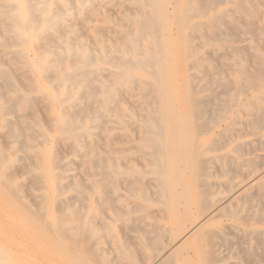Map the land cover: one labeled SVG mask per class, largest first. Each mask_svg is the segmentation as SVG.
<instances>
[{
	"label": "bare ground",
	"instance_id": "1",
	"mask_svg": "<svg viewBox=\"0 0 264 264\" xmlns=\"http://www.w3.org/2000/svg\"><path fill=\"white\" fill-rule=\"evenodd\" d=\"M101 1L0 0V201L46 244L0 248V262L264 264V0H123L135 10L89 52L67 36L70 20L105 22ZM37 102L56 112L47 126ZM59 143L86 183L60 185ZM66 189L86 203L62 204ZM99 205L112 222H95ZM136 220L119 240L116 223Z\"/></svg>",
	"mask_w": 264,
	"mask_h": 264
},
{
	"label": "rangeland",
	"instance_id": "2",
	"mask_svg": "<svg viewBox=\"0 0 264 264\" xmlns=\"http://www.w3.org/2000/svg\"><path fill=\"white\" fill-rule=\"evenodd\" d=\"M98 5H99L98 10L100 11V14L101 15L103 14L104 16L107 17V18L105 17V20H106L105 22H101L100 21V17H96V18L92 17V18L88 19L87 21H84L79 16L78 17H71L70 21H71V23L73 25L72 29L73 30L75 29V32L74 33H70V34L67 35V36L70 37V39H73L72 40L73 43L75 41H77V43L81 44L85 49H87V51H89V52L90 51H94L95 53H97L99 51L98 49L103 48V46L105 44H107L110 41H112V37L113 36L112 35L107 36V30H113V29H116L118 27V26H116V23L114 21L119 16L122 15L121 14L122 11H124V10H128V11H132L133 10L134 11L135 7H136L134 4H129V3H126V2L124 3L123 0H102L101 2L98 3ZM116 7H117V11H116ZM117 13H118V15H117ZM89 21H90V23H89ZM90 25H92V26H90ZM89 26L91 27V29L93 28V30L96 29V28H102L103 32L102 33H100V32L96 33V30L93 32L92 30L87 29ZM173 30L174 31L176 30L175 26H173ZM86 34H87V36H86ZM240 35L241 34L239 32L238 35H237V37H238L237 41L233 42L234 44L238 45V43H239L238 40H239ZM88 38H89V40H88ZM50 44H52V42H50ZM239 44L242 46L244 44V42L241 41ZM58 50L62 51L59 47H58ZM26 53L30 57L34 56V51L30 47L27 48ZM15 67H12V70L16 69ZM180 69H181V71H184V64H180ZM18 76L19 75H17V77ZM26 76L28 77L29 80L32 79V75L29 76V74H28ZM40 84L42 85L43 88H47V90L49 92H51L50 91L51 90L50 89V83L48 84L46 82H41ZM32 95L35 96V95H37V93L34 92V93H32ZM120 98H121L122 101L124 100L125 102L126 101H128V102L130 101L129 99H127L126 97H123L122 95L120 96ZM45 106H46L45 104H41L40 102L39 103L37 102L36 105L33 107V110H30V112L34 111L37 114V117H38L39 121L42 124L45 121L47 122V118H50L51 114L56 113V112H54V113L51 112V114H49V112H48V110H46ZM134 109H135V107H134ZM39 111H40V113H39ZM42 111H44V112L42 113ZM104 120H105V118L104 119L103 118H97V122L95 121L96 122L95 124H98L99 126H101V125H103ZM46 122H45V125L47 126ZM94 132L97 135L96 136L97 150L100 151L101 155H103V152H104L103 150L105 149L104 134L101 132L100 128L96 129ZM55 134H56V132L53 131L52 135H55ZM117 135L118 134H116V132H115L114 134H112V136L110 135V137H112V138L116 137L117 139H119L120 138V134L118 136ZM51 139H52L51 136L49 138H47L48 141H51ZM59 144L61 146L57 144V145H54L53 147H51L50 149L54 150L58 154V156L60 157L61 162L63 164L65 163V169L62 170V171L59 170L60 173H62V175L64 177L63 180L60 179V181H61L60 185H62V186H71V184H75V182L81 183V184L86 183L85 182V177H86L85 173L88 172L87 166H84V163L80 160V158L77 157V156H74L73 153L71 152V150L64 143H59ZM61 147H62L61 150L64 153L60 150ZM58 149H59L60 153L58 152ZM61 153L64 156H62ZM61 156H62V158H61ZM134 161L136 163H138V165H140V163H141V161H140V159L138 158L137 155H134ZM80 162H82L83 164L80 163ZM85 169H86V171H85ZM73 170L75 172H77V174ZM79 170L81 172H79ZM64 171H66V173H63ZM79 176H82V178L79 177ZM149 176L150 175H147V178ZM63 182H65L64 183L65 185L62 184ZM68 183H69V185H68ZM146 187L150 191L149 193H150L151 196H156V194L153 191L154 190V186L153 185L148 184V185H146ZM121 191L122 190H120L119 192H121ZM32 192H34L35 194H39L40 195V193H41V195H44V191L43 190H32ZM47 194H49L50 196H52V195L54 196L55 192L49 190L47 192ZM63 195L61 197V200H62L61 203L62 204L68 202L69 204L70 203H74L76 205H80L79 207H81V206H83L86 203V200H85L86 199L85 198L86 193L85 194H78V193H75L72 190H67L66 189L65 192H63ZM108 197H109L110 201L114 200V196H112L111 194H109ZM157 209H158V211H157ZM49 210L51 211V207H49ZM50 211L48 213H51ZM150 213L152 214V218H154V216L159 218L162 215H164V212L161 211L157 205L152 206V208L150 210ZM134 215L138 216L137 213H134ZM152 218L148 217L147 218V222L152 221ZM111 219H114L112 208H110L108 206H105V205L101 207V205H99L97 207V211H96V220H95V222L97 221L96 223L104 224L105 222H112ZM188 223L189 222H186L187 225H188ZM186 224H182L181 225L182 227L181 226L180 227L184 228V226H186ZM139 225L142 226L143 222L139 221V220H136L135 225H134L135 227H131L130 226V227H127L126 229L123 230L122 227H121L120 222H117L116 223V228H115L116 229L115 233H116V235H117L119 240H121L122 236H124L125 233H126V237H131L132 238L137 233V228L138 227H136V226H139ZM19 244H21L22 246H44L45 243L39 237H37L36 234L33 231H31V232L26 231L25 228L22 227V225H21V218L18 217V215H16V213L12 209L7 207L5 202L0 201V248L2 249L4 247H6V249H8V247L10 248L11 246H17ZM98 245L100 246L102 252H107V255L110 258L114 257V255L112 253L113 249H111L112 246L107 241L103 240L102 243L98 244ZM111 255H112V257H111ZM0 264H4L3 261L0 262ZM50 264H75V263H71V262L68 263L64 259H60V258L57 257V258H54V261L52 263H50Z\"/></svg>",
	"mask_w": 264,
	"mask_h": 264
}]
</instances>
